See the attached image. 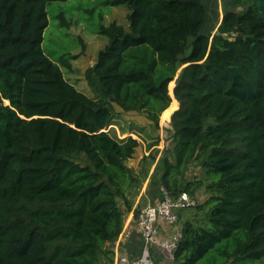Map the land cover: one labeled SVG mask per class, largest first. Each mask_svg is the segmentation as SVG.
<instances>
[{
	"label": "trees",
	"instance_id": "trees-1",
	"mask_svg": "<svg viewBox=\"0 0 264 264\" xmlns=\"http://www.w3.org/2000/svg\"><path fill=\"white\" fill-rule=\"evenodd\" d=\"M64 1L0 0V264L113 262L129 195L155 160L128 166L141 143L106 131L115 105L157 130L170 122L166 194H209L170 264H264V0L224 6L216 22L203 0H112L129 26L102 27L109 42L84 75L93 97L43 48L49 4Z\"/></svg>",
	"mask_w": 264,
	"mask_h": 264
},
{
	"label": "rangeland",
	"instance_id": "rangeland-1",
	"mask_svg": "<svg viewBox=\"0 0 264 264\" xmlns=\"http://www.w3.org/2000/svg\"><path fill=\"white\" fill-rule=\"evenodd\" d=\"M234 1L236 2L233 4ZM252 1L203 0V3L207 8L208 17L216 22L217 20L221 21L224 6L236 11H242ZM111 2L112 0H68L64 2H52L48 7L49 26L44 34V51L52 61L62 68L65 78L80 91H84L89 97L95 96V93L84 80L85 72L95 64L99 52L104 50L109 42L108 37L101 34L102 27L106 28L112 23L121 25L126 29L129 26V14L131 11L128 5L114 6ZM60 16L63 17L64 23ZM61 58L70 63L71 67H69V70L61 65ZM170 86L169 94L173 101V98H175V81H173V86ZM115 109L117 115L112 122L113 124L106 131L115 135L119 140L131 136L141 143L138 149L141 153L139 152L140 154L135 159L128 162L129 167L133 169L140 168L139 164L144 147L156 141L157 138L161 139L160 148L164 149L169 145L170 142L169 140L167 141V129H170L171 125L170 122L166 123L165 115L162 121L160 117V129L157 130L151 125L144 114L125 112L116 105ZM178 109L179 103L177 102V108L174 112ZM162 143L164 146L161 145ZM188 176L192 181L202 179L200 177V168L195 165L189 170ZM194 197L198 200V206L204 204L209 197V194L206 192V186L201 188ZM198 206L189 210V220L193 222L200 221L203 216L202 211L198 210ZM185 213L186 211L183 212V214Z\"/></svg>",
	"mask_w": 264,
	"mask_h": 264
},
{
	"label": "built area",
	"instance_id": "built-area-1",
	"mask_svg": "<svg viewBox=\"0 0 264 264\" xmlns=\"http://www.w3.org/2000/svg\"><path fill=\"white\" fill-rule=\"evenodd\" d=\"M198 204L196 197L187 192L175 198L165 192L162 201L140 209L135 219L144 242L142 255L135 260L118 255L113 264H157V260L159 264L172 263L178 242L182 237L178 226L181 216L183 212L196 208ZM161 225H165L167 231H172L168 238L161 237L163 232ZM126 233L130 234L129 231Z\"/></svg>",
	"mask_w": 264,
	"mask_h": 264
},
{
	"label": "crops",
	"instance_id": "crops-1",
	"mask_svg": "<svg viewBox=\"0 0 264 264\" xmlns=\"http://www.w3.org/2000/svg\"><path fill=\"white\" fill-rule=\"evenodd\" d=\"M163 143L161 144L162 146H164ZM163 150L164 149L160 148L159 146L157 148H152L151 150H148L147 146L144 147L141 157L143 158L144 156H148L151 152H153L155 160L152 162L151 167H149L148 175L142 178V186L140 189L138 191H132L129 195V199L131 201V210L128 211L125 216L123 233H121L117 241H115V243L111 246V250L114 252V260L118 255L127 257L131 260L138 259L142 255L144 242L141 232L136 225L135 214L137 211L149 204L159 203L165 196V190L161 183L162 170H159L158 172L157 169L158 165L160 164ZM139 152L140 151L138 150L133 159H135L138 154L141 153ZM135 170L139 171V168ZM189 214L190 211L182 214L181 221L178 225L179 227L189 220ZM161 227L163 231L161 237L168 238L170 236V232L172 231H167L165 225H161ZM127 231H129V235H127ZM114 260L113 262H110L107 259H104L101 264H113Z\"/></svg>",
	"mask_w": 264,
	"mask_h": 264
},
{
	"label": "water",
	"instance_id": "water-1",
	"mask_svg": "<svg viewBox=\"0 0 264 264\" xmlns=\"http://www.w3.org/2000/svg\"><path fill=\"white\" fill-rule=\"evenodd\" d=\"M226 39H228L226 36H225ZM175 95V94H174Z\"/></svg>",
	"mask_w": 264,
	"mask_h": 264
}]
</instances>
